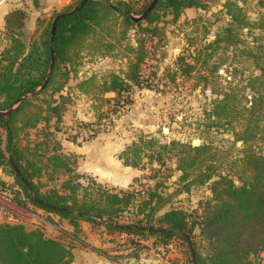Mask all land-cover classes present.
Returning a JSON list of instances; mask_svg holds the SVG:
<instances>
[{"label":"trees","instance_id":"obj_1","mask_svg":"<svg viewBox=\"0 0 264 264\" xmlns=\"http://www.w3.org/2000/svg\"><path fill=\"white\" fill-rule=\"evenodd\" d=\"M81 1L72 0L61 12ZM137 1H141L139 7L135 5ZM211 1L157 0L143 19L134 20L131 15L142 14L152 0H86L76 12L59 19L53 41L51 27L58 13L37 16L36 27L27 41L24 26L29 12L24 8L11 9L5 16L6 45L0 51V111L13 107L7 115H0V168L10 180L0 175V193L9 194L12 201L26 209L30 201L67 218L74 226V237L81 231L80 220L94 226L104 224L107 233L154 235L156 245L167 246L173 236L185 239L183 232L191 236L198 228L207 248L200 252L193 243L196 264H264V31L252 39L241 36L251 21L237 1H225L223 6L230 19L207 45L210 50L227 48L226 67L231 76L225 85L214 82L217 95L207 115L210 125L232 132L233 148L238 141L241 147L234 153L231 147L221 150L209 143L193 145L179 139L163 143L142 134L138 142L120 154L123 163L130 166L139 165L145 157L153 161L151 177L166 174L167 161L175 157L186 188L196 182H210L211 196L202 202L201 211L189 213L180 207L169 208L157 217L161 224L154 225L153 218L163 200L157 190L161 183L156 182V188L146 194L128 186L120 187L121 191H108L100 184L87 188L77 170V154L65 150L57 137L63 113L71 101L64 87L71 67L79 62L82 50L90 42L116 46L121 42L117 28L123 33L132 27L153 34L163 28L157 22H175L187 7L206 8ZM34 4L38 6L37 0ZM52 48L53 69L49 75ZM128 49L135 55L130 58L126 73L112 72L98 82L81 81L80 89L87 92L84 86L92 85L104 101L125 104L134 85L151 86L141 72L144 51L148 50L146 42L137 40ZM196 52L194 62L179 54L174 73L195 70L211 56L205 50L200 59L203 48ZM216 67L214 63L211 74H218ZM237 75L239 81L234 82ZM48 76L45 87L40 89ZM202 77L207 80L206 75ZM106 92L114 95L107 97ZM136 180L135 176L131 182ZM138 199V213L144 217L126 223L132 225L131 229L117 226L119 216ZM70 241L48 235L40 226L29 227L22 220L1 219L0 264H69L74 257ZM128 243L132 248L127 254L136 258L140 242L132 238Z\"/></svg>","mask_w":264,"mask_h":264},{"label":"rangeland","instance_id":"obj_2","mask_svg":"<svg viewBox=\"0 0 264 264\" xmlns=\"http://www.w3.org/2000/svg\"><path fill=\"white\" fill-rule=\"evenodd\" d=\"M225 1L212 0L206 8L187 7L177 21L157 22L163 28L153 34L132 27L123 33L121 28H117V37L121 38V44L116 43V46L111 48L102 46L99 41L90 42L82 50L79 62L71 67L64 87V91L70 94L71 101L63 113L57 137L64 142H74L80 150V153H75L77 154V170L82 175V182L86 187L100 184L108 191H121V186L113 185L105 178L122 175L124 169H130L125 166H129L136 173L133 177L136 176L137 180L131 182V185L128 184V188H135L142 194H146V191L156 188V182L161 183L157 190L163 196V200L153 218L154 225L161 224L157 217L169 208L180 207L189 213L201 211L202 202L211 196L210 182H196L189 189L186 188L187 182L180 179L181 171L177 169L175 157L167 161L166 174H161V177L158 175L151 177L153 172L150 166L153 161L145 157L139 165L130 166L123 163L120 154L128 146L138 142L142 134L156 137L163 143L171 139H179L184 142L191 141L193 145L195 141H198L199 145L209 143L221 150L233 148L232 132L224 130L222 126L210 125L207 115L212 100L217 95L213 90L214 82L225 85L226 79L231 78L226 67L228 65L225 59L227 48L225 49L224 46L217 50L207 48L209 42L216 38L230 19L223 6ZM235 1L243 6L251 21V25L242 30L241 36L252 39L254 35L264 31V0ZM71 2L72 0H68L63 4L64 6L57 7L55 4L46 16L53 12H61L67 6L66 4ZM140 3L141 1H137L135 5L139 7ZM33 16L31 14V17H28L24 26L27 41L36 27ZM141 39H144L148 49L147 52L144 51L145 60L141 64V72L144 79H149L151 86L134 85L128 94L130 99L125 104L104 101L99 90H92V85L84 86L87 92L80 89L81 81L98 82L112 72L126 73L130 58L135 55V52L128 47L136 45V41ZM111 40L115 41L112 37ZM197 48H203L204 51L200 59L205 56V50L210 51L211 56H208L207 62L200 63L197 69L192 68L188 73H174L177 56L183 54L187 61L194 62ZM214 63L217 65L218 74L210 73ZM206 66L208 68H205ZM200 73L206 75L207 80L201 78ZM239 78L240 76L237 75L234 82H238ZM104 95L109 97L114 93L106 92ZM239 147H241L240 141L235 143L234 153ZM64 148L67 150L66 147ZM140 201L141 199L135 200L134 204L119 216V223H132L144 217V214L138 213L137 206ZM28 203L30 206L28 210H33L36 214L30 217L40 221L26 219L29 227L37 225L48 235L54 234L70 240L69 235L64 232L65 220L61 218L55 220L48 211L30 201ZM38 216L44 217L49 223L41 221ZM25 217L29 218V215L12 212L7 207L0 208V220L24 221ZM54 224L60 228L57 229L53 226ZM101 228L104 229L103 226ZM99 233L101 234L96 228L89 234L81 233L82 241L89 244L92 249L102 247L101 244L96 243L105 239ZM120 233L123 232H116L113 236V240L118 241L117 243L126 245L132 238L138 239L141 248L137 251V256L141 250L150 252L143 256L144 264H193L190 260L192 257L188 243L182 237L173 236L171 245L167 246L156 245L154 235L135 236V234L132 237L126 232L122 235ZM190 238L197 249L204 253L207 241L199 233L198 228ZM132 255V253L126 255L127 264H130ZM261 255L264 256V252Z\"/></svg>","mask_w":264,"mask_h":264},{"label":"crops","instance_id":"obj_3","mask_svg":"<svg viewBox=\"0 0 264 264\" xmlns=\"http://www.w3.org/2000/svg\"><path fill=\"white\" fill-rule=\"evenodd\" d=\"M68 0H37V5L34 4V0H0V51L3 49V47L6 45V39L3 38L4 36V25H5V16L6 14L13 8H24L29 12V17H31V14L34 15L33 18L36 19L37 16L40 15H47L49 10L55 5L56 7L59 5H63ZM64 6V5H63ZM62 143L64 147H66L67 150L74 151L76 153H80V150L77 148V145H75L74 142H64L62 140ZM119 163L121 161L117 159ZM122 164V163H121ZM126 168L130 169H124V172L122 175H114L109 178H105L109 183L121 187H125L128 184L131 183L133 176L136 174L133 172L131 167L125 166ZM0 175L8 180H10L9 176H6L2 169L0 168ZM7 207L8 210H11L12 212L20 213L21 215H29V218L24 219L23 222L26 223V219L38 221L37 219H34L30 216L36 215L35 211H30L26 209L23 206L18 205L14 201L11 200L9 194H2L0 193V208ZM30 207V206H29ZM36 210V208H35ZM28 212V213H27ZM49 214H52V217L55 218V220H58V218H61L62 220H65L66 223V230L64 231L67 235H69V239L71 240L70 243L72 244L73 250H74V257L70 261L69 264H127L126 260V254L131 251V248L129 243L126 245L124 243H117L118 241L113 240V236L116 235V232L114 235L113 233H107L105 230V226L103 224L94 226L92 223L86 220H80L79 224L81 227L80 234L76 237H74V226L69 222L67 218L60 217L58 214L53 215L52 212H48ZM39 219L44 221L45 223L47 220L44 217L38 216ZM52 223V222H51ZM27 224V223H26ZM104 229H102V226ZM57 229V225H53ZM96 228L99 232H101L100 235H103L105 238L104 241H97L96 243H99L102 245V247H98L95 249L90 248L89 244H87L85 241H82L81 233L89 234L91 230ZM110 234V235H106ZM54 235V234H53ZM58 236V235H54ZM61 237V236H60ZM68 237V236H66ZM71 237V238H70ZM64 238V237H62ZM65 239V238H64ZM67 240V239H66ZM114 242V243H113ZM124 244V245H122ZM171 245V244H170ZM115 250V251H113ZM147 254H150V252L146 250H141L139 256L134 258L133 256L130 257V264H144V258L143 256H146ZM141 256V257H140ZM164 262V261H163Z\"/></svg>","mask_w":264,"mask_h":264},{"label":"water","instance_id":"obj_4","mask_svg":"<svg viewBox=\"0 0 264 264\" xmlns=\"http://www.w3.org/2000/svg\"><path fill=\"white\" fill-rule=\"evenodd\" d=\"M85 1L86 0H82L78 5L74 6L71 10L64 11V12H60V13H58L55 16V18H54V20L52 22V27H51V39H52V41L54 39V34H55V31H56V27H57V23H58L59 19L62 18V17H64V16H66V15H69V14H72V13L76 12ZM156 1L157 0H152V2L148 5V7L145 9V11L142 14H140L138 16L131 15V18L134 19V20H141V19H143L147 15V13L152 9V7L156 3ZM53 60H54V50L52 48V57H51V65H50V69H49V75H50V73H51V71L53 69ZM48 79H49V76L46 78L45 82L41 85L40 89H42V88L45 87ZM12 108L13 107H10L8 110H1L0 111V115H7L12 110ZM194 144L195 145H199V142L198 141H195ZM10 159L12 161L13 166L16 169V172L19 173V171H18V169H17V167H16L13 159L12 158H10ZM117 226L122 227V228H130V229L132 228V225H129V224L117 223ZM182 234H183V236L185 237V239H186V241L188 243V246H189V249H190V253H191V257H192L193 263L196 264L195 249H194L192 240L190 238V235L188 233H186V232H183Z\"/></svg>","mask_w":264,"mask_h":264},{"label":"built area","instance_id":"obj_5","mask_svg":"<svg viewBox=\"0 0 264 264\" xmlns=\"http://www.w3.org/2000/svg\"><path fill=\"white\" fill-rule=\"evenodd\" d=\"M3 209V208H2ZM124 233V232H123ZM123 233H120V235H122Z\"/></svg>","mask_w":264,"mask_h":264}]
</instances>
